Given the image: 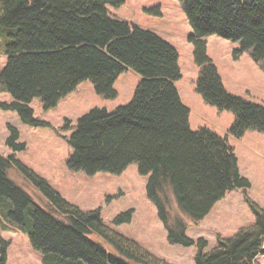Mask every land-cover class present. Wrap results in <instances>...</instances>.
<instances>
[{"label":"trees","instance_id":"1","mask_svg":"<svg viewBox=\"0 0 264 264\" xmlns=\"http://www.w3.org/2000/svg\"><path fill=\"white\" fill-rule=\"evenodd\" d=\"M180 1L193 30L196 91L206 104L233 113L226 134L208 126L193 129L190 108L176 85L182 77L179 51L156 33L112 17L109 6L120 7L124 0H0V55L8 57L0 70V95L13 98L0 108L17 112L24 124L42 126L31 106L35 99L49 110L87 80L99 95L115 99L117 79L134 69L141 80L128 104L114 110L96 107L79 119L69 139L70 169L120 174L136 163L149 177L148 197L169 241L196 246V264H258L264 255V209L256 202L247 199L255 223L230 238L219 236L210 250L206 240L188 237L181 218H171L169 202L174 196L184 213L200 221L229 192L251 187L229 136L264 133V104L226 88L208 54L207 37L239 43L234 59L250 52L264 68V0ZM10 130L8 145L25 150L19 131ZM12 169L41 191L48 209L11 177ZM133 213L119 215L115 223L131 222ZM0 226L26 234L41 252L42 264H170L105 225L100 210L71 204L15 155L2 153ZM9 244L0 231V264H8Z\"/></svg>","mask_w":264,"mask_h":264},{"label":"rangeland","instance_id":"2","mask_svg":"<svg viewBox=\"0 0 264 264\" xmlns=\"http://www.w3.org/2000/svg\"><path fill=\"white\" fill-rule=\"evenodd\" d=\"M109 12L114 18L156 33L177 48L182 77L176 85L183 102L190 108L192 127L197 129L205 119L215 125L212 129L224 135L234 115L206 104L196 91L199 67L195 62L194 46L189 41L193 30L181 1L124 0L120 7L109 6ZM207 41L208 54L217 65L226 88L264 104V68L253 60L251 53L245 52L240 58L234 59V51L239 48V43L217 35L208 36ZM7 61L6 55H0V70ZM140 80L139 73L127 68L115 83L119 93L115 99L99 95L89 80L83 81L49 110H44L41 100L35 99L31 106L36 119L45 124L42 126L24 124L17 112L0 108V153L7 157L15 155L45 178L71 204L84 211L100 210L105 225L136 241L157 258L170 264H196V246L187 247L169 241L167 228L158 209L148 197L149 177L139 173L136 163L120 174L100 172L95 175L73 171L68 165L73 153L69 139L79 119L96 107L114 110L128 104ZM12 101L9 93L0 95V104ZM11 126L19 131V143L25 144V150L14 151L8 145ZM229 140L235 147L240 172L250 180L251 187L247 190H232L200 221L184 213L174 196L169 202L171 218H181L187 226L188 237L206 240L208 250L217 246L219 236L230 238L241 228L255 223V214L248 198L264 209V133L248 131L241 139L229 136ZM10 174L38 205L49 208V201L41 191L18 170L12 169ZM128 211L134 212L131 222L116 224V218ZM0 231L10 243L8 264H42L41 252L32 247L26 234L15 230L4 231L1 226ZM110 251L117 252L112 248ZM257 260L258 264H264V255Z\"/></svg>","mask_w":264,"mask_h":264},{"label":"crops","instance_id":"3","mask_svg":"<svg viewBox=\"0 0 264 264\" xmlns=\"http://www.w3.org/2000/svg\"><path fill=\"white\" fill-rule=\"evenodd\" d=\"M190 122H191V120H190ZM202 123H199V125L196 127L197 129L199 128V127H201V126H208V127H210V128H213V126H215V125H213V124H211V123H209L207 120H203V121H201ZM233 122V121H232ZM232 124V123H231ZM193 129H194V127H193ZM216 131V130H215ZM227 131L228 130H226L225 129V134L227 133ZM218 132V131H217ZM218 133H220V134H222L223 135V133H221V132H218Z\"/></svg>","mask_w":264,"mask_h":264}]
</instances>
